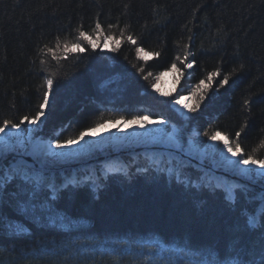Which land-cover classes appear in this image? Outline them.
Listing matches in <instances>:
<instances>
[{"label": "trees", "instance_id": "1", "mask_svg": "<svg viewBox=\"0 0 264 264\" xmlns=\"http://www.w3.org/2000/svg\"><path fill=\"white\" fill-rule=\"evenodd\" d=\"M97 20L120 48L83 42V52L65 57L63 43L77 42L80 31L94 36ZM185 44L195 63H178L183 74L173 73L187 86L188 105L208 72L221 75L182 119L152 85L183 57ZM227 73L229 83L219 86ZM49 75L56 84L42 131L60 141L97 122L147 114L194 130L205 149L212 142L206 131L235 147L247 119L240 148L264 158V0H0V122L35 115ZM128 162L126 174L106 173L95 186L90 178L68 181L55 191L49 180L1 171L0 264H264V219L262 210L255 215L253 189L236 187L230 198L190 164L175 178L154 165L140 170L147 160Z\"/></svg>", "mask_w": 264, "mask_h": 264}, {"label": "rangeland", "instance_id": "2", "mask_svg": "<svg viewBox=\"0 0 264 264\" xmlns=\"http://www.w3.org/2000/svg\"><path fill=\"white\" fill-rule=\"evenodd\" d=\"M91 38L98 43V47L101 49H109L112 45V41L108 40L104 34L101 36L95 34ZM186 89L187 86H179V80L172 71L161 74L155 85V90L159 97L166 98L169 102L170 109L182 119L188 113V110L182 107L189 103V95L186 94ZM175 100H179L180 104H175ZM182 109H186V112H183L184 114L181 113ZM144 115L147 114H138L135 116ZM148 116L153 121L158 119L150 115ZM44 117L35 125L26 123L19 130L9 127L6 133H0V158L9 153H28L36 159L39 166H29L21 162L10 161L0 167V173L1 171L3 174L15 172L24 178H34L42 184L44 183L42 177H46L50 181L48 186L54 191L59 183L61 187L64 182L82 181L86 179V176L92 180V184L95 186L98 184V180H95L96 178L93 176L99 175L98 171L106 174L108 172L106 168L114 165L112 164L114 162L113 160L118 158V155L111 157L110 160L112 161L107 163L106 159H98L100 155H106L109 152H122V149L135 148V151L130 154L132 156H129L128 159L131 160V158L136 156L135 158H145L148 162V165L141 166L139 168L140 170H146L150 165H154L156 168L155 171L158 172L157 169H160V162L165 161V164L162 163L164 171L161 174L165 177L172 175L177 178L178 175L176 173L179 167H187L186 164H190L194 168L201 170L204 178L208 180L215 179L217 181L215 184L223 186L227 196L230 198L234 195L236 187L241 188L246 186L245 184L248 182H244V180H249L252 183H257L264 187V176L258 174L264 170L257 169L252 165L234 164L233 161L238 160L240 157L233 156L227 152L223 147L222 140L212 141L207 148L210 149L208 152L204 146L201 147L197 144L194 137V130H185L168 121L163 125L148 124L143 128L136 124L130 125L129 123L120 121L121 127L120 130H117L115 121L119 119H114L102 123L107 131H102L100 128L95 129L100 135H86L84 141L80 144H74L69 148H55L52 145V141L58 140L57 134L48 136L42 131ZM131 118L126 117L125 120H131ZM150 145L159 146V148H149ZM162 146L179 150L196 160H202L210 167L212 166L220 171H224L225 175L215 176V174L203 168L196 167L193 162L187 159L180 158L174 153L163 151ZM35 148L36 150H40V155L35 153ZM233 148L235 150L234 146ZM55 153H61V155H55ZM119 157H123V154ZM145 159L144 161H146ZM83 164L86 167L82 168L81 166ZM63 165L65 166L64 168H59V166L62 167ZM31 167H33V171L31 170L32 173H25V168L29 170ZM116 167H122V165L118 163ZM89 169H95L96 172L90 171ZM243 169H249V171H242ZM151 171H153V168ZM231 174L236 177H229ZM55 182H58V184L56 185ZM248 188L253 189L252 195L260 201L257 205L256 215L258 209H264V201L261 200V196L264 194L260 193L257 187H252V185Z\"/></svg>", "mask_w": 264, "mask_h": 264}, {"label": "snow or ice", "instance_id": "3", "mask_svg": "<svg viewBox=\"0 0 264 264\" xmlns=\"http://www.w3.org/2000/svg\"><path fill=\"white\" fill-rule=\"evenodd\" d=\"M94 31L98 36L103 35V29L101 28V24L98 20L95 24ZM121 37H123V32H121ZM107 39L112 41V46L110 48V51L116 52L121 46V42H122L121 39L116 38L112 36L111 34L107 36ZM126 39L130 41L133 45L137 43L136 40L131 35L127 36ZM83 42H86V44L93 49L98 47V43L96 41H94L87 33L80 31L79 36L77 38V42L68 43L67 41H65L63 43L62 51H63L64 56L67 57L68 54L73 53V52H76V53L83 52L85 50L84 47H82ZM60 48H61L60 41H59V38H57L56 49H60ZM41 51L42 52L46 51L48 53H51L57 60L60 59V57L56 55V52L52 48L45 46V49H41ZM142 52H144L143 48L141 47L136 48L137 56H139L140 53ZM155 55H159V54L156 53ZM191 55L193 54L188 51V45L185 44L183 57L177 55L175 61H173L171 65L170 70L174 73H179L182 75L183 74L182 67H178L177 66L178 63L182 65L183 68L191 69L193 67V64L195 63L194 60H189V56ZM220 75H221V70L219 68H217L214 71L208 72L206 76L207 83H205V80L202 79L191 92L190 98L193 100V103L191 105L185 104L182 107L186 108L190 112H195L200 107L201 102L204 101L208 93V89L212 85L213 81H215L217 77H219ZM231 75L232 73L224 74L223 78L219 80V86L223 87L224 85H227L229 83ZM145 79H147V77H145ZM156 79L158 80L159 76H157ZM55 84H56V81L54 80L53 75H49L48 77H46L44 81V91L42 95V100L39 104V111H36L35 115H32V116H29V115L22 116L19 119V122H14L11 119H4L2 122H0V133H6L9 127H11L12 129L19 130L25 122H27L30 125L37 124V122L40 121L41 118L45 116L46 114L45 108L46 106L50 104V94L54 92ZM152 86L155 87V85H152ZM157 91L159 90L157 89ZM174 103L180 104V101L175 100ZM250 103H251L250 96L243 100V108L246 111L250 109ZM120 121L129 123L130 125L136 124L142 128L148 124L163 125L166 123V120L163 118H158L153 121L150 119L148 115L133 116L131 120H125L124 117H120L118 121H115L117 130H120V127H121ZM246 126H247V119H245V122L240 125L239 130H237L235 133V137L237 138V140L235 141V150L233 148V142L230 141L229 137L222 136L221 132L219 131H216L212 133L211 135H209V133L206 131L204 135L208 136V138L212 141L222 140L223 147L225 150H227V152L231 153L233 156H239L240 158L238 160L233 161L234 164H238V165L242 164L246 166L252 165V166H255L257 169L264 170V158L257 159L253 155H250V154L245 156L240 148L238 138L241 136ZM96 128H100L102 129V131H107V129L104 128V125L97 122L94 128H88L85 131L80 132L78 136L70 137L64 141L53 140L52 145L55 148H69L70 146L74 144H80L81 142L84 141V138L86 135H100V133L96 132L95 130ZM55 155H61V153H55ZM242 171L247 172L249 171V169H243ZM258 174L261 176H264V171H261ZM261 200L264 201V195L261 196ZM262 219H264V209H262ZM247 223L249 226L255 228L256 217L254 215H250L247 219Z\"/></svg>", "mask_w": 264, "mask_h": 264}, {"label": "water", "instance_id": "4", "mask_svg": "<svg viewBox=\"0 0 264 264\" xmlns=\"http://www.w3.org/2000/svg\"><path fill=\"white\" fill-rule=\"evenodd\" d=\"M151 147L156 148V149L159 148V146H155V145L154 146L150 145L149 148H151ZM162 149H164L163 151H165V152L174 153L180 158H184V159H187V160L193 162L196 167L203 168V169L207 170L208 172L215 174V176L225 175L224 171H220V170H218V169H216L215 167H212V166L210 167L209 165L204 163V161L196 160V159L188 156L187 154H185V153H183V152H181L179 150L172 149V148L170 149V148H166V147H163ZM122 150H123L122 152L117 151V152L106 153V155L102 154V155H100L98 157V159H100V158L101 159H105V158H108L110 156L114 157V156H117V155H120V154L121 155L123 154V155H126L127 157H129V156H132L130 154H132V152L135 151V148H128L126 150H124V149H122ZM10 161L21 162V163L27 164L29 166H35V167L39 166L38 163L36 162V159H34L33 156L28 154V153H26V154L9 153V154H7L5 156H2L0 158V167H2L4 164H6V163H8ZM64 167H65L64 165L62 167L59 166V168H64ZM81 167L84 168L86 166H85V164H83V166H81ZM229 177L235 178L236 176L231 174V176H229ZM246 181L248 182V183L245 184L246 186L251 187V185H252V187H257L260 190V193L264 194V187L260 186L257 183H252L249 180H244V182H246Z\"/></svg>", "mask_w": 264, "mask_h": 264}, {"label": "bare ground", "instance_id": "5", "mask_svg": "<svg viewBox=\"0 0 264 264\" xmlns=\"http://www.w3.org/2000/svg\"><path fill=\"white\" fill-rule=\"evenodd\" d=\"M185 113L186 112V109H182V111H181V113ZM183 113V114H184ZM35 153L37 154V155H40V150L38 149V150H36V148H35ZM34 153V152H33ZM119 156H121V155H118V158L117 159H115V160H113L114 162L112 163V164H114V165H111V166H109V167H107L106 168V170H108V174H111V173H113V174H115V173H122V174H126L127 172H129L130 170H132V166L130 165V162H128V160H130V159H128V157L126 156V155H123V157H119ZM127 157V158H126ZM136 157V156H135ZM135 157H133V158H131V160H134L135 159ZM106 159V162L107 163H110L112 160H110L111 159V156L110 157H108V158H105ZM141 160H144L145 158H140ZM146 160V159H145ZM128 162V163H127ZM156 162V161H155ZM155 162H153V163H155ZM118 163H120V165H122V167H116V165L118 164ZM162 163L163 164H165V161H161L160 162V169H163L164 167H162L163 165H162ZM132 164V163H131ZM25 165V164H24ZM144 165L145 166H147L148 165V163L147 162H145L144 163ZM166 168H167V166H166ZM28 169L27 168H25V173H27V174H31L32 172H31V170L33 171V167H31V168H29V170L27 171ZM90 171H95L96 172V170L94 169V170H92V169H89ZM99 172V175H96V176H93L94 178H96L95 180H99V177L100 176H102L101 178H104L105 177V175L106 174H104L103 172H101V171H98ZM89 175V174H88ZM43 179H44V181L43 182H46L48 179L46 178V177H42ZM41 178V179H42ZM86 178H87V176H86ZM202 180H207L206 178H204V177H202ZM56 181V180H55ZM209 182H208V184H213L214 182L215 183H217V181L215 180V179H213V180H208ZM55 184L57 185L58 183L57 182H55ZM60 184H58L56 187H60L59 186ZM263 209V208H262ZM262 209H258V211H260V210H262ZM258 214V213H257Z\"/></svg>", "mask_w": 264, "mask_h": 264}]
</instances>
